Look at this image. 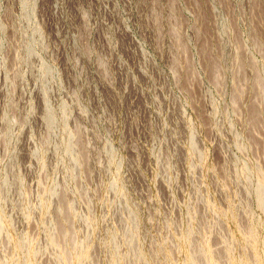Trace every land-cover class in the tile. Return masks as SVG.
I'll return each mask as SVG.
<instances>
[{"label": "rangeland", "instance_id": "obj_1", "mask_svg": "<svg viewBox=\"0 0 264 264\" xmlns=\"http://www.w3.org/2000/svg\"><path fill=\"white\" fill-rule=\"evenodd\" d=\"M0 264H264V0H0Z\"/></svg>", "mask_w": 264, "mask_h": 264}, {"label": "bare ground", "instance_id": "obj_2", "mask_svg": "<svg viewBox=\"0 0 264 264\" xmlns=\"http://www.w3.org/2000/svg\"><path fill=\"white\" fill-rule=\"evenodd\" d=\"M251 115H252L253 121L255 123H258V120H259V112H258V110H257V108L255 106H253L251 108ZM56 227H57L58 240L59 239L60 240H65V237H66L68 231L66 230V226H65L64 222H62V221L57 222ZM59 243H60V241H59Z\"/></svg>", "mask_w": 264, "mask_h": 264}]
</instances>
